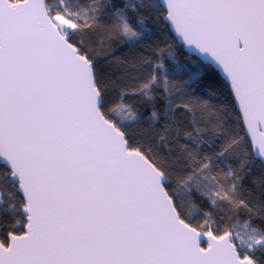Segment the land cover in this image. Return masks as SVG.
<instances>
[{"label": "snow or ice", "instance_id": "6c2138e0", "mask_svg": "<svg viewBox=\"0 0 264 264\" xmlns=\"http://www.w3.org/2000/svg\"><path fill=\"white\" fill-rule=\"evenodd\" d=\"M0 264H264V0H0Z\"/></svg>", "mask_w": 264, "mask_h": 264}, {"label": "trees", "instance_id": "16d2710c", "mask_svg": "<svg viewBox=\"0 0 264 264\" xmlns=\"http://www.w3.org/2000/svg\"><path fill=\"white\" fill-rule=\"evenodd\" d=\"M185 52H186V50H185ZM180 58H182V57H180ZM217 75L220 78V80L223 81V78L221 77V75H220V73L218 71H217Z\"/></svg>", "mask_w": 264, "mask_h": 264}, {"label": "water", "instance_id": "95a60500", "mask_svg": "<svg viewBox=\"0 0 264 264\" xmlns=\"http://www.w3.org/2000/svg\"><path fill=\"white\" fill-rule=\"evenodd\" d=\"M221 77L223 78V75L220 73Z\"/></svg>", "mask_w": 264, "mask_h": 264}]
</instances>
